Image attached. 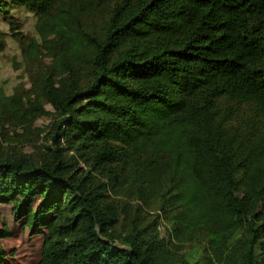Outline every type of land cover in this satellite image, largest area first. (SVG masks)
Wrapping results in <instances>:
<instances>
[{
  "label": "trees",
  "instance_id": "obj_1",
  "mask_svg": "<svg viewBox=\"0 0 264 264\" xmlns=\"http://www.w3.org/2000/svg\"><path fill=\"white\" fill-rule=\"evenodd\" d=\"M12 6L40 41L11 22L32 91L0 87V133L40 147L0 141V205L35 264H264V0Z\"/></svg>",
  "mask_w": 264,
  "mask_h": 264
},
{
  "label": "rangeland",
  "instance_id": "obj_2",
  "mask_svg": "<svg viewBox=\"0 0 264 264\" xmlns=\"http://www.w3.org/2000/svg\"><path fill=\"white\" fill-rule=\"evenodd\" d=\"M93 19L92 21H94ZM37 20L38 18L33 12L22 7L12 6L5 13L0 14V33H2L0 39V87H3L7 95L13 94L18 86H22L28 92L32 91L22 49L13 34L11 22L19 25V29L15 28V31H19L23 36L33 37L36 41H40ZM43 53L45 62H50L48 54L44 51ZM47 107L50 108L49 105ZM47 123V120L39 119L36 125L38 128H43ZM5 131H8L6 141L0 133V141L5 145H14L17 149L28 154L34 153L40 147L39 142L35 144L36 146L29 144L26 137L22 136L21 129L14 130L6 126ZM0 217H4L8 221L9 227L17 239L18 253L24 257L21 264H35L40 255L41 240L29 237L28 232L21 231L18 223L14 222L12 218L9 206L0 205Z\"/></svg>",
  "mask_w": 264,
  "mask_h": 264
}]
</instances>
